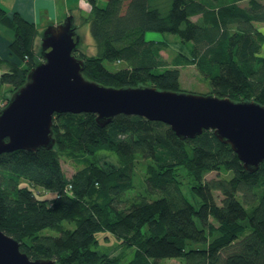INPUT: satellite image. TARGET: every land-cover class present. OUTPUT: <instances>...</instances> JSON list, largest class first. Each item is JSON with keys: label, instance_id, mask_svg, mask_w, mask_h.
Instances as JSON below:
<instances>
[{"label": "trees", "instance_id": "obj_1", "mask_svg": "<svg viewBox=\"0 0 264 264\" xmlns=\"http://www.w3.org/2000/svg\"><path fill=\"white\" fill-rule=\"evenodd\" d=\"M88 2L90 13L82 24L89 26L96 54L75 52L84 61L86 78L114 87L180 91V67L192 64L209 82V94L264 105V1L170 0L168 9L155 0H107L104 7ZM0 23L14 33L10 59L0 57V68L8 67L0 75L1 95L3 85L13 92L25 83L40 55L32 22L0 7ZM152 33L176 35L189 55L164 59L160 51L167 42L148 37ZM103 60L124 65L109 70ZM95 118L94 113H56L53 149L0 154V229L22 252L57 264H156L165 258H182L185 264H264V161L248 172L210 129L182 140L167 124L141 116L118 114L105 126ZM100 151L114 153L119 165L106 169L87 160L70 178L63 172L60 153L87 159ZM141 160L150 190L132 195ZM211 171L230 175L204 181ZM182 184L198 195V208ZM44 229L57 234H40ZM101 231L124 247H136L133 258L121 263L93 249ZM188 242L202 248L188 249Z\"/></svg>", "mask_w": 264, "mask_h": 264}, {"label": "water", "instance_id": "obj_2", "mask_svg": "<svg viewBox=\"0 0 264 264\" xmlns=\"http://www.w3.org/2000/svg\"><path fill=\"white\" fill-rule=\"evenodd\" d=\"M81 37L72 15L40 33L39 55L23 85L0 108V154L15 150H51L56 113H94L100 126L118 114L160 121L180 139L212 130L236 153L244 169L254 172L264 161V105L213 94L161 90L154 86H107L83 74L84 61L75 55ZM0 264H57L31 259L19 242L0 229Z\"/></svg>", "mask_w": 264, "mask_h": 264}, {"label": "rangeland", "instance_id": "obj_3", "mask_svg": "<svg viewBox=\"0 0 264 264\" xmlns=\"http://www.w3.org/2000/svg\"><path fill=\"white\" fill-rule=\"evenodd\" d=\"M156 4L162 8V9H168L169 5H170V0H155ZM264 1V0H262ZM107 3V0H97V4L101 7H104ZM193 19H196V16L193 17ZM80 26H82V21L79 22ZM262 25L264 26V24H261L260 26L262 27ZM77 27V32L79 33L80 37H81V42L78 48L79 52H83L87 55H93L96 54V48L94 46V42L93 39L90 36L89 33V26L87 27H81L80 28ZM80 28V29H79ZM43 29H41V31H39V35L36 37L35 39V51H36V55L37 52L39 50V43H40V33L42 32ZM264 30V29H263ZM155 35H158L157 37L159 38L162 37L166 42H167V48L163 49L160 51V54L164 57V59H167L168 61H172L179 53L180 54H185V55H189V51L187 49L186 45H183L179 39L177 38L176 35H172V34H148L149 36H153L155 37ZM264 49V45L262 46V51ZM10 55V53H9ZM38 57V56H37ZM40 60V57H39ZM103 64L104 66L109 69V70H116L119 67H121L122 63H111L108 62L106 60H103ZM180 86H181V90L180 91H185V92H191V93H198V94H209L211 91V87L209 82L207 81L206 78H204L200 73H198V70L196 69V67L192 64H187L184 66L180 67ZM2 87H4L1 91V95H0V106H4L8 99L10 98V96L12 95L13 92H11L12 89H10L8 87V85H3ZM77 159H82V160H77ZM87 160H93L96 161V163L98 165L103 166L104 168H108V166L113 165V166H118L119 162H118V158L117 156L112 153V152H108V151H100L98 153H96L94 156L92 157H83L80 158V156H73L68 154L67 152H63L60 153V163H61V167L63 172L65 173V175L70 178L77 170L81 169L82 167H84L87 164ZM144 161L141 160L140 162H138L137 164V168L135 171V176H134V186L135 188L133 189V191L131 192L132 195L135 192H142L143 194H146V192H148L150 189L148 187H146L144 185L143 182V176H144V170H143V165ZM229 173L228 174H220L219 172H215V171H211V172H207L204 174V181H208V180H212V179H217V178H228L229 177ZM185 180V179H183ZM185 183V181H184ZM26 182L22 181V185H25ZM182 187V191L185 195V197L196 207H199L200 204V198L198 197V195L193 194L190 192V190L186 187L185 184L181 185ZM41 190L40 188L36 189L35 191H39ZM169 190L172 193L176 194V191H173L172 187L169 188ZM42 192V190H41ZM159 192V191H158ZM44 195H47L49 197H51L52 195L50 193H42ZM131 195V194H130ZM215 195V199L217 201V203H220V199H221V194L219 191H215L214 192ZM239 200L241 202L242 201V197L238 196ZM123 205V203H122ZM65 225H68V223L66 221L63 222ZM213 223L216 225V223L213 221ZM196 224L198 226H200V223L198 221H196ZM72 226H70L71 228H73V224H71ZM40 234H48V235H56L57 233L51 229H44L42 231L39 232ZM96 240H97V244L93 245L92 248L95 249L98 253L102 254V253H106L109 256H117L119 258V261L121 263H125L129 260H131L135 254V250L136 247L134 246H126L124 247L123 245H121L120 241L110 232L107 231H101L98 232L96 235ZM186 247L189 248H202V244L201 243H194V242H188L186 244ZM156 264H185V260L182 258H172V259H160L158 260V262ZM218 264H221L220 262Z\"/></svg>", "mask_w": 264, "mask_h": 264}, {"label": "crops", "instance_id": "obj_4", "mask_svg": "<svg viewBox=\"0 0 264 264\" xmlns=\"http://www.w3.org/2000/svg\"><path fill=\"white\" fill-rule=\"evenodd\" d=\"M0 7L9 13L17 12L23 19L32 22L38 31L47 25L62 22L67 15L73 16L77 28L90 13L88 0H0ZM86 26L88 24H83L80 28ZM13 39V31L0 23V57L4 60L10 59L9 43ZM7 69V65H2L0 75Z\"/></svg>", "mask_w": 264, "mask_h": 264}, {"label": "built area", "instance_id": "obj_5", "mask_svg": "<svg viewBox=\"0 0 264 264\" xmlns=\"http://www.w3.org/2000/svg\"><path fill=\"white\" fill-rule=\"evenodd\" d=\"M68 188H70V186H69ZM43 191H44V190H43Z\"/></svg>", "mask_w": 264, "mask_h": 264}]
</instances>
